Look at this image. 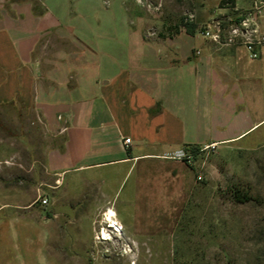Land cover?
<instances>
[{"label":"crops","instance_id":"crops-1","mask_svg":"<svg viewBox=\"0 0 264 264\" xmlns=\"http://www.w3.org/2000/svg\"><path fill=\"white\" fill-rule=\"evenodd\" d=\"M220 1L218 9L200 6L196 26L162 53L143 39L109 48L87 39L97 29L71 11L72 0L0 8V109L34 113L51 143L42 162L48 180H33L32 165L26 179L0 181V264H73L66 223L58 227L53 200L39 202L41 185L64 184L75 171L68 182L82 183L89 181L82 172L116 166V180L133 175L132 196L158 223L167 210L154 191L167 187L147 184V171L182 183L190 169L179 152L264 145V45L252 60L244 46L219 45L199 32L258 6L264 36V0Z\"/></svg>","mask_w":264,"mask_h":264},{"label":"rangeland","instance_id":"rangeland-1","mask_svg":"<svg viewBox=\"0 0 264 264\" xmlns=\"http://www.w3.org/2000/svg\"><path fill=\"white\" fill-rule=\"evenodd\" d=\"M40 1L0 0V8L17 2L38 5ZM217 3L72 0L70 8L97 29L86 33L91 41L108 47L111 42L127 45L143 39L162 53L182 40L184 30L196 26V20L188 21L191 14L195 16L205 5L218 9L221 1ZM221 18L224 26L235 19L230 15ZM50 144L34 113L0 109V181L26 179L32 165L36 169L33 180H48L42 162ZM248 145L196 150L192 163L185 162L190 170L184 168V181L180 169H170L182 183L176 184L170 175L160 178L147 171V184L167 187L154 191L161 194L167 210L166 217L160 218L165 221L158 223L141 197L132 196L133 175L116 180V166L112 165L82 172L89 180L82 183H69L68 179L79 174L70 172L64 184L51 181L41 185L40 195L53 200L58 227L66 223V244L71 247L67 251L73 264H264V145ZM235 190L261 201L237 204L232 200ZM109 208L115 212V220L118 212L122 234L107 228L104 214ZM108 237L110 241L104 240Z\"/></svg>","mask_w":264,"mask_h":264},{"label":"built area","instance_id":"built-area-1","mask_svg":"<svg viewBox=\"0 0 264 264\" xmlns=\"http://www.w3.org/2000/svg\"><path fill=\"white\" fill-rule=\"evenodd\" d=\"M259 15L260 8L255 6L246 14H242L238 18L232 20L229 25L224 26L221 20H212L202 26L199 32L205 39L219 45L244 46L249 53L250 59L255 60L260 57V50L264 45V36L260 34L258 29ZM188 21L191 23L195 22V16L191 14ZM123 142L125 146L128 147L131 145L132 139L126 137ZM177 158L188 164H191L193 161V155L190 153L179 152ZM39 202L41 205L49 204V200L46 197L40 196ZM107 225L110 224L108 223Z\"/></svg>","mask_w":264,"mask_h":264},{"label":"trees","instance_id":"trees-1","mask_svg":"<svg viewBox=\"0 0 264 264\" xmlns=\"http://www.w3.org/2000/svg\"><path fill=\"white\" fill-rule=\"evenodd\" d=\"M228 3L226 0H222V4ZM232 200L237 204H247L250 202H257L260 203L261 200L257 199L256 197L252 196L248 192H241V191H232Z\"/></svg>","mask_w":264,"mask_h":264},{"label":"bare ground","instance_id":"bare-ground-1","mask_svg":"<svg viewBox=\"0 0 264 264\" xmlns=\"http://www.w3.org/2000/svg\"><path fill=\"white\" fill-rule=\"evenodd\" d=\"M106 214V213H105ZM105 214H104V217H105V221H106V223L108 224H110V225H107V226H109V227H107V228H109V229H111V231H116L115 233L117 234H119V233H121L122 234V227H121V225L115 220V218H113L114 216H113V213L112 212H110V211H108V213H107V215L105 216ZM114 228V229H113ZM110 233V232H109ZM111 234V233H110ZM120 234V235H121ZM113 235V234H112ZM114 237V236H113ZM104 240H106V241H110L109 240V237L108 238H105Z\"/></svg>","mask_w":264,"mask_h":264}]
</instances>
